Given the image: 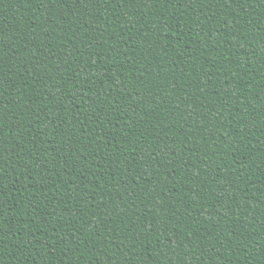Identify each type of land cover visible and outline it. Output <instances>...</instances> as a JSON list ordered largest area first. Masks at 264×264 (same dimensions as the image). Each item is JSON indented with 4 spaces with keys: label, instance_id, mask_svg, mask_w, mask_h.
Returning <instances> with one entry per match:
<instances>
[{
    "label": "trees",
    "instance_id": "1",
    "mask_svg": "<svg viewBox=\"0 0 264 264\" xmlns=\"http://www.w3.org/2000/svg\"><path fill=\"white\" fill-rule=\"evenodd\" d=\"M0 264H264V0H0Z\"/></svg>",
    "mask_w": 264,
    "mask_h": 264
}]
</instances>
